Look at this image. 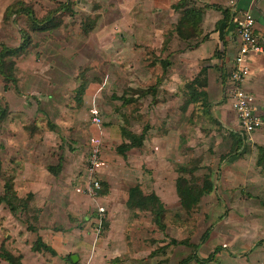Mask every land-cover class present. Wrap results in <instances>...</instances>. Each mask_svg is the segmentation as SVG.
Here are the masks:
<instances>
[{"label":"rangeland","instance_id":"rangeland-1","mask_svg":"<svg viewBox=\"0 0 264 264\" xmlns=\"http://www.w3.org/2000/svg\"><path fill=\"white\" fill-rule=\"evenodd\" d=\"M25 2L42 18L63 1ZM73 7L75 15L59 14L61 26L50 32L58 31L51 36L33 32L27 52L13 57L19 77L17 87L8 83L9 88H5L7 83L0 74V103L9 110L0 121V198L6 180H13L11 163L18 158V150L30 147L35 153L43 151L46 163L57 165L68 158L87 166L90 138L103 136L106 128L110 137L101 147L102 164L112 181L117 182L118 193H126L135 184H141L147 194L156 192L166 205L168 225L164 233L148 211L128 206L122 209V203L115 204L113 213L106 209L109 228H101V233L114 247L107 264H179L193 249L169 245L172 239L200 244L198 253L202 258L222 247L216 260L207 263L217 264L220 254H241L244 243L252 246L264 240V164L258 161L264 145L255 139L247 141L236 157L223 158L233 147L232 128L211 121L200 105L185 109L184 89L179 101L178 93L170 96L161 88L155 95L141 94L140 90L155 84H134L129 43L119 45L120 33H130L135 15L147 18L145 5H132L131 0H74ZM158 18L168 30L173 20L170 13L162 12ZM94 21L92 32H117L118 41L80 49L87 38L83 26ZM1 23L10 33L0 37V44L19 46L20 28L27 27V17L21 15L17 23L3 17ZM91 33L88 38H92ZM50 38L53 42L48 48ZM153 57L160 58L156 53L150 58ZM81 83L86 84L82 104L78 99ZM125 95L132 100L125 102ZM89 104L100 112L102 126L92 124L93 108ZM122 128L137 134L146 132L144 145L130 150L126 157L117 149L124 141ZM8 137L17 141L19 147L7 146ZM39 143L43 144L37 147ZM180 164L196 167L199 178L211 174L215 182L214 191L191 213L182 208L176 190ZM3 205L0 202V216L5 212ZM207 229L210 236L201 243ZM237 246L241 248L236 249Z\"/></svg>","mask_w":264,"mask_h":264},{"label":"crops","instance_id":"crops-1","mask_svg":"<svg viewBox=\"0 0 264 264\" xmlns=\"http://www.w3.org/2000/svg\"><path fill=\"white\" fill-rule=\"evenodd\" d=\"M177 1L131 0L132 5H145L149 12H145L147 18L135 15L133 28L129 34L120 33L119 47L129 43L127 47L131 51L134 84L139 85L144 82L155 84L157 89L166 90L170 96L178 93L176 98L179 101L180 91L184 89L185 84L204 71L208 81L206 90L211 103V114L218 119L220 126L239 131L234 129L240 128V124L230 102L232 87L230 74L235 67V58L240 45L237 26L232 19L231 1L236 2L239 9L250 10L253 13L256 20L255 34L264 47V0H194L201 6L210 4L229 8L231 19L222 23L223 11L214 7L208 8L202 23L206 38L193 40L191 47L173 32L174 25L181 16L180 12L172 8V4ZM14 2L16 0H0V37L10 33L3 27L1 21L5 13L4 9ZM154 11L155 13H152ZM162 12H169L173 18L170 31L158 22V15ZM220 22L222 24L219 26ZM54 32L40 34L51 36ZM113 32L105 30L95 33L94 30L91 33L92 38L87 36L81 42L80 49L101 43L117 42V32ZM128 35L129 39L126 38ZM51 39L47 42L48 48L52 45ZM92 39L95 42H92ZM155 53L160 57L159 59L150 58ZM250 67L251 75L245 83V88L253 95L258 113L264 115V51L251 56ZM186 97L185 94L184 98ZM167 99L170 100L169 97ZM11 102L10 100L9 103ZM90 105L89 108L92 107ZM109 137L110 133L108 135L105 128L103 136L100 137L103 140L102 146ZM254 139L264 145V127L256 131ZM8 140L9 143L6 145L10 148L18 146L17 141L11 137H8ZM28 148L23 151L18 150V158L12 160L13 180L7 179L5 188L10 185L12 193L20 198L33 194L31 206H34L35 211H39V215L38 221L32 222V225L37 231L28 230V225L23 222L21 208L13 212L7 202L3 201L2 209L5 212L0 216V244L5 243L12 252L22 255L23 264H107L114 255V247L111 246L109 239L102 237L101 228L108 229L109 223L106 226L101 223L98 208L102 206L113 213L115 204L122 203L124 209L127 206L128 191L124 194L118 193L119 186L117 182L112 181L109 170L103 163L99 176L109 185L108 191L99 197H91L86 192L89 181L86 165L78 160L70 161L66 158L59 162L60 170L56 168L50 170V167L58 164L46 163V157L42 155L43 151L35 153L30 147ZM5 188L1 197L5 195ZM120 196H122L121 201ZM40 239L51 247L55 254L46 249L34 250L35 243ZM239 248L241 247H236ZM242 248L241 254H220L217 264L221 261L222 264H264V240H259L252 246L244 243ZM0 264L8 263L0 259Z\"/></svg>","mask_w":264,"mask_h":264},{"label":"trees","instance_id":"trees-1","mask_svg":"<svg viewBox=\"0 0 264 264\" xmlns=\"http://www.w3.org/2000/svg\"><path fill=\"white\" fill-rule=\"evenodd\" d=\"M74 0H65L59 2V5L51 10L47 16L39 18L36 15L34 8L28 5L25 0H17L16 2L9 5L5 11V20L17 23L18 17L25 15L27 17V27L20 28V33L22 41L17 47H10L5 44H0V74L5 80V88H9L8 83L14 84L16 87L19 83V77L16 74V63L13 57L22 56L27 52V49L32 44V33L33 32H50L58 29L62 24V19L59 17L61 13H68L69 15H75L76 10L73 7ZM218 8L224 13L223 21H229L231 19V13L229 8H223L219 5H198L194 0H178L172 4V8L180 12L181 16L178 22L174 25L173 32L182 41L188 42V46L191 47V42L193 40H198L204 37V31L202 28V23L204 20L205 13L208 8ZM219 23V26L222 24ZM84 24L83 32L85 36H88L95 27L96 21ZM190 43V44H189ZM208 85L207 78L204 76V71L199 75L190 79L184 87L185 94L187 95L185 109L187 106L200 105L203 108L204 113L208 118L220 124L218 119L211 114L210 107L211 103L208 100V92L206 87ZM86 84L81 83L78 88L79 102L83 103V98L85 95ZM141 94H152L157 93V86H151L148 89L140 90ZM125 102H130L132 99L123 96ZM8 108L0 103V121L5 119L8 114ZM122 134L124 141L120 146H118V152L123 156H127V153L134 148H141L144 145L146 139V132L137 134L132 132L127 128H122ZM230 135L233 140V147L231 153L223 158L236 157L242 149L245 147L246 139L240 131H231ZM261 157L259 158V164H264V147H260ZM60 170L61 163L55 167H50V170ZM1 169V163H0ZM197 168L190 167L187 164L178 165V177L176 179V190L179 196L180 204L182 208L187 212L191 213L197 209L203 198L211 194L215 189V182L212 179L211 174L206 173L201 178L196 174ZM103 188L101 190V195L108 191L109 185L102 181ZM5 195L0 198V202H7L11 211L15 212L18 208L22 209L24 216V224L28 225V230L37 231V228L32 225V222L38 221L39 211H35L34 206H31V201L33 200V194L28 195L26 198H20L14 195L11 191V186L7 185L5 188ZM127 206L132 209H140L143 211H148L152 215L153 223L157 228L166 232L167 223L166 212L167 208L165 203L162 201L161 197L156 193H145L141 184L132 185L128 190V200ZM32 219V221H31ZM107 220L103 221L104 226L107 225ZM210 236V229H207L201 237V243L208 240ZM173 245H185L193 249L192 253L186 258L182 259L179 264H189L195 261L198 264H207L215 259V255L222 250V247H217L208 257L202 258L198 253V248L200 244L193 243L189 239L176 240L172 239L169 243ZM167 246H163V249ZM42 249L50 250L53 254L55 251L44 244L40 239L34 245V250L41 251ZM155 255V253H153ZM0 259L6 261L8 264H23L22 255L15 254L5 243L0 246ZM159 261L157 264H162Z\"/></svg>","mask_w":264,"mask_h":264},{"label":"built area","instance_id":"built-area-1","mask_svg":"<svg viewBox=\"0 0 264 264\" xmlns=\"http://www.w3.org/2000/svg\"><path fill=\"white\" fill-rule=\"evenodd\" d=\"M232 19L237 26L240 37V45L235 58V67L231 71L232 87L230 90V102L240 124V132L246 141H253L256 131L264 127V115L258 113L255 108L253 95L245 88V83L251 75L250 59L255 53L264 51L255 34L256 20L250 10H241L237 3L231 1ZM91 122L95 126L103 125V118L96 107L91 110ZM102 140L98 136L90 138V151L86 166L89 175L86 192L91 197H99L103 188L100 178L102 164ZM98 212L101 215V223L106 220V208L100 206Z\"/></svg>","mask_w":264,"mask_h":264}]
</instances>
